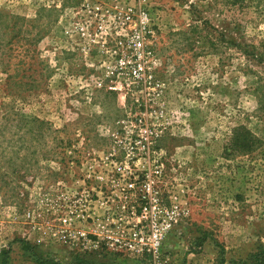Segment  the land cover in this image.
I'll return each mask as SVG.
<instances>
[{
    "label": "rangeland",
    "instance_id": "rangeland-1",
    "mask_svg": "<svg viewBox=\"0 0 264 264\" xmlns=\"http://www.w3.org/2000/svg\"><path fill=\"white\" fill-rule=\"evenodd\" d=\"M119 159L175 211L159 253L64 248L46 209L93 185L97 239L124 182L87 174ZM222 248L223 264L264 249V0H0V264H222Z\"/></svg>",
    "mask_w": 264,
    "mask_h": 264
},
{
    "label": "built area",
    "instance_id": "built-area-1",
    "mask_svg": "<svg viewBox=\"0 0 264 264\" xmlns=\"http://www.w3.org/2000/svg\"><path fill=\"white\" fill-rule=\"evenodd\" d=\"M119 160L113 162L112 171L106 174L104 172L87 174L89 179L108 176L115 186L124 182L122 191L125 194L116 212L118 216L110 222L103 220L101 232L94 229L93 235L97 236V239H89V232L83 228L90 221L93 224L96 218L93 185L86 189L83 187L86 183L82 182L83 191H87L85 202L81 203L75 196L72 199L64 196L61 203L46 209L47 215H51L48 224L56 227L53 236L64 248L70 250L74 247L92 248L97 247L100 241H104L109 247L126 253H149L154 256L159 253L165 232L170 230L176 221L175 211L170 213L159 202L152 175L146 174V178H142L139 170L132 168L126 160ZM134 191L142 192L139 193L140 198H129L127 194ZM27 216L31 218V212H28Z\"/></svg>",
    "mask_w": 264,
    "mask_h": 264
},
{
    "label": "trees",
    "instance_id": "trees-1",
    "mask_svg": "<svg viewBox=\"0 0 264 264\" xmlns=\"http://www.w3.org/2000/svg\"><path fill=\"white\" fill-rule=\"evenodd\" d=\"M243 127L238 128V133L234 135L233 137V145L235 147H241L246 148L250 146L251 134L249 131L242 130ZM31 249H34L33 246H31ZM221 262L222 264L226 261V258L224 256V248L221 250ZM79 262H82L81 259H78ZM1 264H5V262L2 260ZM232 264H264V249L258 250L257 252L253 253L247 260H240V261H232Z\"/></svg>",
    "mask_w": 264,
    "mask_h": 264
}]
</instances>
